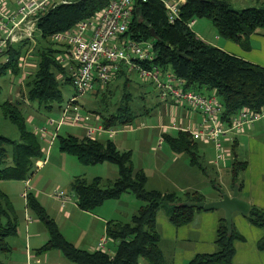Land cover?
<instances>
[{
    "label": "trees",
    "instance_id": "1",
    "mask_svg": "<svg viewBox=\"0 0 264 264\" xmlns=\"http://www.w3.org/2000/svg\"><path fill=\"white\" fill-rule=\"evenodd\" d=\"M106 1L70 0L67 4L49 8L41 15L36 25V67L24 81L28 101L51 110L52 104L61 100L60 86L70 83V77L56 62L55 54L60 48L49 40V36L89 17ZM137 7L140 8L141 19L134 13L125 34L135 41L150 40L155 54L153 63L171 70L183 79L185 88L205 94L213 91L222 106V122L228 123L229 118L241 107L258 110L264 106V67L205 43L187 26L194 18H205L211 22L220 37L246 48L245 42L249 36H264V2L233 9L227 0H182L178 17L171 24L166 21L163 7L158 0H148ZM150 30L153 31V38L150 37ZM19 53V48H12L7 62L0 59V74L5 70H9L11 74L18 73L15 60ZM58 74L61 75V80L56 78ZM103 100L105 102L102 97L100 102ZM132 111L128 105L122 103L115 113H99L100 122L104 127L129 122ZM0 112L18 131L16 140L0 136V180L23 179L31 172L36 159L42 154L41 142L32 130L26 129L24 116L17 105L3 102L0 104ZM57 138L60 150L75 156L84 165L107 161L117 167L115 179L102 180L94 177L87 181L83 177L73 178L70 187L76 196L79 209L90 211L104 200L115 199L125 191L131 192L141 204L129 221L106 222L105 237L116 243L113 254L109 255L103 250L88 251L77 248L67 241L34 195L26 191L25 207L35 214L48 233L47 240L36 253L58 250L66 260L76 264H139L140 257L148 264H164L155 223L157 210L163 209V214L171 225H185L198 209L182 203L200 201L202 197L187 193L178 197L173 192L146 189V176L142 169H134L132 166L130 151L118 150L109 139L99 141L72 135H57ZM163 139L168 142L172 151H187L190 153L191 163L194 165L197 162V153L194 152L197 142L188 133L178 131L173 137L163 134ZM244 164L243 161L234 159L231 162V187L238 185L237 177L244 169ZM244 217L252 226L264 228V210L250 207ZM16 222L17 217L9 199L0 190L1 253L10 251L7 239L15 234ZM235 240L242 241L243 238L233 225L228 234L221 216L217 221L215 250L211 253L195 254L185 264H232ZM256 248L264 251V232L257 241Z\"/></svg>",
    "mask_w": 264,
    "mask_h": 264
},
{
    "label": "rangeland",
    "instance_id": "2",
    "mask_svg": "<svg viewBox=\"0 0 264 264\" xmlns=\"http://www.w3.org/2000/svg\"><path fill=\"white\" fill-rule=\"evenodd\" d=\"M190 30L196 37L202 38V40L205 38L206 42H208L207 40L211 41L210 38L213 35V31H216L211 22L205 18H194ZM34 37L36 42L38 34L35 33ZM25 49L26 47L21 49V53ZM30 52H32L33 59L32 57H29V59H32L36 63V55L34 53L36 52V45L30 51L23 54L27 55ZM33 71V69H19L17 74L21 73L23 76L24 72L32 73ZM17 74H9L8 72L0 74V104L11 101V103L20 107L24 117L32 115V123L25 121V127L29 131H34L35 126L37 128L43 126L46 117L57 121L59 119L57 107L63 105L68 98L73 96L74 90L72 85L70 83L62 84L60 87L61 100L52 104V110H47L43 106H38L37 103L26 99V89L23 84L28 74L23 76L22 81L19 80L20 76H17ZM127 77L129 78L128 81H125L124 76H120L107 87L98 89L94 93L92 91L77 97L76 105L79 109V114L87 116L88 120L86 122L89 124L97 125L96 122L99 121L100 117L99 113L104 115L115 113L116 108L120 107L122 103L128 105L129 109L133 110L132 116H130V123L114 124L103 131H113L114 137L110 140L114 139L115 142L120 140L123 144L122 148H125L127 145L131 148V160L134 161L136 166L142 167L143 173L148 177L145 188H154L160 192H174L177 195H184L193 192L190 191L192 188H188V186H199L202 198H204V201H208L205 199H210L216 194L214 186L221 183L218 182V179L215 184L206 182L201 171L189 165L187 156L183 152L172 151L165 141L158 145L159 124L166 122L168 118V115L163 113L165 108L162 105L164 104L159 100L157 96L158 91L153 84L142 82L136 72L127 74ZM125 93L128 94L129 99L125 97ZM123 94L125 95L123 96ZM102 97L105 99V102L104 100L100 102ZM59 130V136L73 134L77 138H81L83 135V131L79 128L61 126ZM102 132L96 135V138L99 140H105V137L108 135V133ZM174 132L169 131L172 135ZM0 136L11 140L18 138L16 126L4 117L1 112ZM256 140L264 148V133L258 136ZM41 147L43 148L42 154L36 159L31 172H28L23 179L0 180V190L4 191L7 195L14 215L17 217L15 234L7 239L10 251L8 253L0 252V264H61L57 261L56 252L48 254L50 257L43 253H36L39 246L48 238V233L35 214L25 207L24 197L23 195L21 196L24 190L34 195L45 213L54 221L58 231L61 234V231L64 232L62 236L66 240H74L76 247L87 249L81 243L82 241H78V238H80L84 231H90V237L96 233V230L94 232L91 230L92 217L78 216L68 220L63 218L62 212H58L60 202L53 195V192L61 190L64 194L68 195V198H72L74 195L70 183L73 178L83 177L89 181L94 177H100L102 180H111L109 177L111 176L110 167H113L116 173V165L107 161L84 165L75 156L60 150L58 138L53 141L48 149H46L43 143H41ZM204 148L205 146H199L200 154L203 155L204 153V158L207 160L212 159V151ZM234 150L240 160L244 159L248 153L247 149L238 151V148H236ZM44 159L46 160L42 163ZM203 162L205 161L203 160ZM242 173L243 170L239 172L237 182L243 181L244 175ZM225 179H227V183L231 181L229 171L225 174ZM26 181L27 185H25ZM220 186L223 189L224 185ZM139 204H141L140 200L135 198L131 192L125 191L115 199L104 200L100 205L93 208L92 211L94 214L105 217L112 214L114 220L129 221L130 217L138 209ZM69 210V204H67L63 212H69ZM162 210V208H159L157 213H163ZM25 212L30 216L32 222H38L42 225L40 226L42 232L37 236L34 234L33 240L30 243L26 237L28 234L27 228L25 229L24 227V222L28 223L25 218ZM30 225L36 226L37 224L32 223ZM262 230L264 232V228ZM101 236H105V233L103 232ZM107 241V246L110 248L108 254L112 255L116 244L111 242L109 238ZM165 246L166 244L163 245V247ZM55 251L62 256L58 250ZM139 262L140 264H148L142 257L139 258Z\"/></svg>",
    "mask_w": 264,
    "mask_h": 264
},
{
    "label": "built area",
    "instance_id": "3",
    "mask_svg": "<svg viewBox=\"0 0 264 264\" xmlns=\"http://www.w3.org/2000/svg\"><path fill=\"white\" fill-rule=\"evenodd\" d=\"M148 0H107L106 3L94 11L92 15L79 20L72 27L52 33L49 40L62 47L57 52L55 60L70 77L73 96L61 105L59 119H48L47 125L36 128L34 133L42 140L46 149L53 143L57 131L62 125L79 126L84 131V137L94 139L108 127L102 124L91 125L87 116L79 114L76 105L77 97L92 92L95 87L102 89L117 75L120 67H126L127 72H136L142 82H149L158 91L161 102L180 107L186 114L195 111L201 115L198 122L177 120L171 122L167 128H174L188 133L192 140L212 143L215 150V161L222 163L231 158V146L235 135L255 122L264 119V106L258 110L241 107L225 123L220 120L221 103L214 92L208 94L184 87L185 82L171 70L155 65V54L150 40L135 41L125 33L134 15V10L140 3ZM163 7L166 21L171 24L178 17L182 0H158ZM70 0H0V59L7 62L8 47L17 42H26L23 53L33 48L34 34L37 33V22L41 15L51 7L67 4ZM193 20L187 23L191 27ZM18 54L16 65L19 69H35L32 52ZM32 57V59H29ZM29 74L28 72H24ZM21 75V78H24ZM93 93V92H92ZM165 128H163V131ZM107 132L113 136V131ZM40 140V141H41ZM43 148L41 147V152ZM43 160L42 163L45 162ZM27 185V181L25 182ZM25 190L23 197L25 198ZM53 195L63 203L65 194L55 190ZM26 221L30 222L29 215ZM106 241L103 236L97 243L101 250Z\"/></svg>",
    "mask_w": 264,
    "mask_h": 264
},
{
    "label": "crops",
    "instance_id": "4",
    "mask_svg": "<svg viewBox=\"0 0 264 264\" xmlns=\"http://www.w3.org/2000/svg\"><path fill=\"white\" fill-rule=\"evenodd\" d=\"M227 1L233 9H241V8H245L248 6H254L261 2H264V0H227ZM199 39L202 40V38H199ZM203 39L204 40L202 41H204L205 43L213 47H217L223 50L224 52H227L229 54L236 56L237 58H240V59H243V60H246V61H249V62H252V63H255L257 65L264 67V36L262 35L254 34V35L249 36L247 38V41L245 42V44L247 43L246 48L241 47L238 43H235V42H232L230 40L220 37L217 34V31H213V35L210 38L211 41L207 40L208 42H206L205 38ZM32 42L34 44L33 45V48H34L36 45L35 37L33 38ZM25 44L26 42L23 43V41L11 44L6 51V56L7 57L9 56V52H11L12 48L14 49L19 48L21 51V49L27 47L25 46ZM58 47L60 48L58 52L62 51L63 48L60 46ZM58 65L64 69V67H62L59 63ZM17 69L19 70V68ZM126 69L127 68L124 66L120 67L116 77L110 83L106 84L105 87H107L111 83H114L120 76H124L125 81H128L129 78L127 77V74L131 72H127ZM5 72H8L9 74H11L9 70H5ZM66 72L68 71L66 70ZM17 76H20L19 78L20 81L23 80V78H21V73H19ZM56 78L61 80V75L59 74L56 75ZM98 89L99 88L95 87V89L93 90V93ZM209 92H213V91H209ZM125 94H126L125 97L129 99L128 94L127 93ZM125 94H123V96ZM25 97H26V92H25ZM7 102L11 103V101H7ZM163 104L164 105H162V107L165 108L163 110V113L167 114L168 118L166 122L159 124L160 125L159 131H158L159 140L157 142L158 145L165 141L163 139V134L173 137L179 131L174 128H170V129L167 128L168 126H170L171 122L182 120V119H185L184 121H187V122H198L201 119V115L195 111H191L187 115L186 110L183 108L174 107V106H171L165 103ZM60 107L61 105L57 107L58 115L60 113ZM48 119H51V118L46 117L44 119V125L47 127L48 130L52 131V127L46 124V121ZM24 120L26 122L28 121L29 123H32V120H33L32 115H27L26 117H24ZM97 123L102 124L100 122V118H99V121H97ZM127 123H130V121L123 123V124H127ZM62 126H65L67 128H76V129L79 128L81 131H83V129L79 126H74V125H62ZM35 127L37 128V126ZM107 127H111V125ZM60 128L61 127H59V129ZM163 128H165L164 131H163ZM59 129L57 131V135L59 134V131H60ZM169 131H175V132L172 135L169 133ZM263 131H264V119L255 122L252 126L245 128L242 132L235 135L233 145L231 146V153H232L231 158L226 159L223 163L221 161H218V162L215 161V150H214L212 143H203L200 141H196L197 143L194 146L195 147L194 152L197 153V157H196L197 162L194 165L190 161L191 159L190 153L187 151L183 152L188 158L189 165L194 166L197 169H199L206 182H209L210 184H215L216 180L218 179V182L221 183V184L218 183V185L216 184L214 186V188L216 189L215 191L216 194L213 195L212 198L205 199V200L213 201V200L220 199V195L217 190L218 188L221 189L220 185H224L222 190L228 195L231 194L233 190V186H236L237 191H238V197L241 200L245 201L249 205V208L256 207V208L264 210V148L261 146V144L259 145V143L256 140L258 136L264 133ZM102 133H107V132H102ZM65 135H73V134H65ZM73 136L77 137L76 135H73ZM81 137H84V131ZM113 137L114 136L107 135L105 137L106 138L105 140L107 139L110 140ZM95 139L99 140L98 138H95ZM40 140L41 139H39V141ZM99 141H104V140H99ZM40 142L42 143V140ZM111 142L114 144V146L118 150H129L131 153V150H130L131 148H129L128 145L125 148H122L123 144L120 140L115 142V140L113 139L111 140ZM165 142L168 144L167 141ZM200 145L205 146L204 149H208L212 151V159L207 160L204 158V153L203 155L200 154L199 152ZM236 148H238V151L244 150V149L248 150V153L244 159L240 160L237 153L234 152L235 151L234 149ZM233 159L237 161H243L245 163L244 164L245 166H244L243 173H242L244 175L243 181L241 180L242 182L240 181L238 185L234 184L231 187V181L227 183V179H225V174H227L228 171L230 172V164L233 161ZM203 160L205 162H203ZM131 162H132V166L134 167V169L142 168L140 166L139 167L136 166L133 160H131ZM110 170H111V176L109 177L111 179L112 178L115 179L117 170H116V173L113 167H110ZM207 170H210V171H207ZM147 179L148 177L146 176V183H147ZM190 187L192 188L190 191H193L191 193L192 195L201 196L199 192V186H188V188ZM149 189H154V188H149ZM22 193H21V196H22ZM174 194L178 197H181V196L183 197L184 195H186V194L177 195V193H174ZM73 195L74 197L68 198V195L65 194L63 203H61V201L58 200L60 202V204L58 205V212L59 213L62 212L63 218L67 220L72 217H78V216L92 217L90 226H91L92 232L96 230V233H94V236L90 237L89 235L90 231L86 230L82 233L80 238H78V241H82L81 243L85 245V247H87L88 251L96 250L97 243L100 237H102L101 235L103 234V232L105 233L106 222L110 219L114 220V218L112 214H109L108 216H106L109 218H106L105 216H101L98 214H94L92 211L93 209L90 211L79 209L76 204V196L74 192H73ZM202 199L204 200V198ZM134 202L136 203V201ZM67 204H69L70 210L69 212L68 211L63 212ZM26 214L27 212H25V215ZM221 216L223 217L222 210H195L193 212L192 218L189 221V223L175 227L168 222V220L166 219L163 213H157L155 215V223H156V227H157L159 237H160L159 248L163 256L164 264H185L195 254L213 252L215 250L214 240H215L217 221ZM244 216L245 215H241L240 213H233L231 217V225H233V227L235 228V231H237V233L243 238L242 241L235 240L233 242L234 254L232 257V264H264V251H258L256 248V243L263 235V230L261 228L258 229L257 227H254L251 224H249ZM32 223H36L37 225L36 226L30 225ZM40 226H42L40 223L32 222V220L28 223L24 222V227L25 229L27 228V231H28L27 232L28 234L26 237L29 243L32 242L33 240L32 237L34 234L37 236L39 235L40 232H42ZM36 230H38L39 232ZM61 232L64 235V232L63 231ZM101 232L102 234H100ZM68 240L70 241V243L72 242L76 247L74 240L72 239H68ZM108 241L110 242V240ZM108 241L106 238L103 248L101 249L105 251L106 253H108V250H110V248L107 246ZM111 242L115 243V241L113 240H111ZM165 244L166 246L163 247V245ZM51 252H56L55 256L58 262H60L61 264H69L68 263L69 261L66 260L63 256H61L55 250H51L43 254L44 255L46 254V256L50 257V255L48 254H50Z\"/></svg>",
    "mask_w": 264,
    "mask_h": 264
},
{
    "label": "water",
    "instance_id": "5",
    "mask_svg": "<svg viewBox=\"0 0 264 264\" xmlns=\"http://www.w3.org/2000/svg\"><path fill=\"white\" fill-rule=\"evenodd\" d=\"M136 17L140 20V8L136 7L134 10ZM150 37L153 38V31L150 30ZM177 53V51L175 52ZM178 54V53H177ZM182 56V54H180ZM220 199L213 201H185L182 203L184 206L193 207L198 210H222L223 220L225 223L226 231L231 232V217L233 213H240L246 215L249 210V205L238 197L237 187L233 186L230 195L226 194L222 189L218 188Z\"/></svg>",
    "mask_w": 264,
    "mask_h": 264
}]
</instances>
